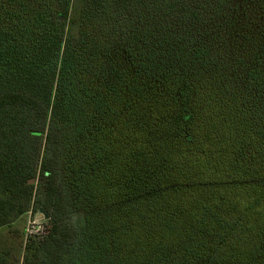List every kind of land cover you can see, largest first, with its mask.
Returning a JSON list of instances; mask_svg holds the SVG:
<instances>
[{
  "label": "trees",
  "instance_id": "16d2710c",
  "mask_svg": "<svg viewBox=\"0 0 264 264\" xmlns=\"http://www.w3.org/2000/svg\"><path fill=\"white\" fill-rule=\"evenodd\" d=\"M109 1L0 0V227L48 214L23 264H264V0Z\"/></svg>",
  "mask_w": 264,
  "mask_h": 264
},
{
  "label": "rangeland",
  "instance_id": "374dc122",
  "mask_svg": "<svg viewBox=\"0 0 264 264\" xmlns=\"http://www.w3.org/2000/svg\"><path fill=\"white\" fill-rule=\"evenodd\" d=\"M87 0H79L81 2ZM106 0L102 6L103 12L100 14V20L107 24L112 21L114 11ZM101 11V10H100ZM49 221L40 211H32L23 215L20 219L11 225L0 227V256L6 257V264H23L25 243L28 238H42L47 233ZM70 264V263H69Z\"/></svg>",
  "mask_w": 264,
  "mask_h": 264
},
{
  "label": "water",
  "instance_id": "95a60500",
  "mask_svg": "<svg viewBox=\"0 0 264 264\" xmlns=\"http://www.w3.org/2000/svg\"><path fill=\"white\" fill-rule=\"evenodd\" d=\"M34 182V180L32 179V180H30V183H33ZM40 212L45 216V218L47 219L48 218V214L44 211V209L43 208H40Z\"/></svg>",
  "mask_w": 264,
  "mask_h": 264
}]
</instances>
